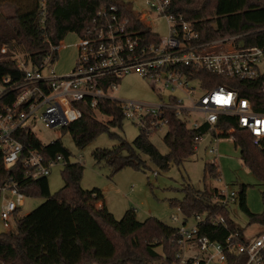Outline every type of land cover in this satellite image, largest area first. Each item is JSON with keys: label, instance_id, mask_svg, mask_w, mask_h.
<instances>
[{"label": "trees", "instance_id": "16d2710c", "mask_svg": "<svg viewBox=\"0 0 264 264\" xmlns=\"http://www.w3.org/2000/svg\"><path fill=\"white\" fill-rule=\"evenodd\" d=\"M6 3L13 11L9 15L0 13V81L5 77L10 78L11 83L22 79L23 70L18 67L15 54H23L25 64L32 66H39L49 53L54 60L57 51L51 52V46L60 44L67 33L82 36L103 8L115 5L136 28H143L135 13L116 0H0V7ZM41 11H44L43 16ZM168 12L191 21L198 32V42L222 37H232L236 47L264 42V0H170ZM141 33L146 34L145 31ZM195 76L203 88L223 85L236 90L239 97L251 101L255 111L264 112L263 75L241 80L200 69ZM13 97L14 93L9 92L0 99V105ZM119 103L115 98H102L95 109L84 105L82 116L62 128L79 149L103 132L119 140L113 148H97L92 152L96 160H104L111 174L126 167L145 169L147 164L143 155L161 170H167L171 164L180 165L193 155L198 137L208 132L205 124L193 129L170 116L163 137L168 151L162 154L149 139L153 132L139 130L131 142L110 132L111 127H122L124 117ZM97 114L109 118L108 121H102ZM232 124L235 127L232 139L240 149L243 163L264 183V149L253 145L247 130L238 127L236 122ZM21 140L40 151L46 159L62 156L66 161L61 171L64 184L51 194L47 176L33 178L27 175L22 161L4 167L0 155V186L14 184L24 196L43 198L26 214L15 213L9 231L0 230V264H168L175 260L178 245L174 226L155 217L139 221L133 209H127L116 219L104 204L97 205L103 200L99 188L84 189L81 186L84 166L78 161H70L71 152L60 139L45 144L36 135L25 133ZM205 175L219 178L217 165L206 163ZM183 191V198L170 200V204L180 210L184 222L204 214L199 232L211 240L223 244L232 234L235 235L233 239L248 241L264 231V189L260 213L248 209L246 185L242 184L238 191L239 206L248 217V225L259 227L250 238L245 236L244 228L234 223L229 206H221L213 200L217 188L196 189L187 183ZM212 217H222L224 222L213 224ZM158 247L160 251L156 250ZM245 263L243 253L227 254L225 264Z\"/></svg>", "mask_w": 264, "mask_h": 264}, {"label": "built area", "instance_id": "2783aa9c", "mask_svg": "<svg viewBox=\"0 0 264 264\" xmlns=\"http://www.w3.org/2000/svg\"><path fill=\"white\" fill-rule=\"evenodd\" d=\"M146 3L148 11L135 14L143 28H136L115 5L99 10L84 34L78 36L77 58L70 73L56 74L49 53L39 66L27 65L24 60L18 62L23 70L19 82L11 83L7 77L0 81L1 100L9 92L14 93L11 101L0 105V155L4 167L22 161L27 175L37 178L47 176L54 164H65L61 155L46 159L40 151L22 142V137L25 133L34 134L31 126L37 119L49 128H63L79 119L84 105L95 109L100 99L112 98L108 91L133 72L170 91L159 96L157 104L119 100L123 117L139 130L167 129L169 117L174 116L193 129L207 125L208 132L198 137L199 142L206 135L232 138L235 130L232 122H236L250 133L253 145L264 149V112L255 111L251 101L239 97L236 90L223 85L203 88L195 76L200 69L241 80L264 76L260 71L264 42L239 47L234 46L230 37L198 42L193 23L168 12L170 0ZM157 19L166 22L164 38L152 29ZM59 47L60 44L52 45L50 50L58 51ZM24 197L14 184L0 186L3 231L12 228L14 214L19 213ZM235 197V191L228 193L217 188L213 200L229 206ZM191 218L195 220L192 224L182 219L174 226L178 250L175 260L168 264H225L228 253H243L245 264H264V231L248 241L233 239L235 235L231 234L222 244L200 234L199 223L205 219L204 214ZM210 221L218 224L224 219L212 217Z\"/></svg>", "mask_w": 264, "mask_h": 264}, {"label": "rangeland", "instance_id": "374dc122", "mask_svg": "<svg viewBox=\"0 0 264 264\" xmlns=\"http://www.w3.org/2000/svg\"><path fill=\"white\" fill-rule=\"evenodd\" d=\"M116 1L127 5L135 14L148 11L147 0ZM12 11V7L7 3L0 7V13L4 15H9ZM153 16L156 14L153 13ZM152 29L162 38L167 35L164 19H157ZM78 41L79 38L75 33H67L62 39L57 56L52 63L56 74L65 75L71 72L77 58ZM14 57L18 59V62L24 60L23 54H15ZM260 71L264 72V56L261 58ZM169 92V89L160 83H155L147 78H140L133 72L123 76L118 85L108 91V95L120 101L134 100L157 104L159 103V96H166ZM96 116L104 122L109 119L99 114ZM31 127L33 133L42 143H50L57 139L62 141L63 145L71 152L70 161H78L84 166L81 186L84 189L95 187L101 189L105 204L116 219L121 218L127 209H133L139 221H144L148 217H155L165 224L177 226L182 222L183 216L177 207L170 204V200H181L184 196L183 186L189 183L196 189L218 188L227 190L228 193L235 191V200L229 205L230 216L234 223L238 227L244 228L247 238L252 237L259 229L256 225H248V217L239 206L238 191L240 186L245 184V200L248 209L252 213H260L263 210L261 191L264 189V183L243 163L239 147L234 144L233 139L229 136L216 138L212 135H206L205 139L198 142L193 155L180 165L171 164L167 170L156 168L150 159L143 155L142 157L147 164L145 169L134 170L126 167L115 174H111L104 160H96L92 154L97 148L110 149L119 144V140L110 137L107 132L97 135L87 146L79 149L74 145L69 133L64 132L60 127H45L39 119ZM110 132H115L123 140L131 142L139 133V129L130 119L123 118L122 127H111ZM165 133L166 128L163 127L149 136L152 144L162 154L168 151L163 140ZM206 163L217 165L219 178L204 176ZM62 169L63 164L56 163L47 175L51 194L59 190L64 184L61 176ZM42 201L43 198L39 196H25L24 204L18 215L26 214ZM173 216H176L175 220H173ZM187 222L192 224L195 220L189 218ZM0 230H3L1 222ZM156 250L160 251V248L158 247Z\"/></svg>", "mask_w": 264, "mask_h": 264}, {"label": "crops", "instance_id": "0c3cea01", "mask_svg": "<svg viewBox=\"0 0 264 264\" xmlns=\"http://www.w3.org/2000/svg\"><path fill=\"white\" fill-rule=\"evenodd\" d=\"M100 190H101V189H100ZM101 192H102V194H103V191H102V190H101ZM102 204H104V205L106 206V204H105V199H104V195H103V200L97 203L98 206H101ZM106 207H107V206H106ZM107 208H108V207H107ZM108 210H109V209H108ZM109 211H110V210H109Z\"/></svg>", "mask_w": 264, "mask_h": 264}]
</instances>
